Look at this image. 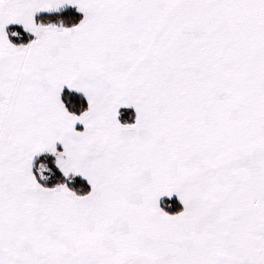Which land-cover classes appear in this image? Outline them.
Listing matches in <instances>:
<instances>
[{
	"label": "snow or ice",
	"instance_id": "obj_1",
	"mask_svg": "<svg viewBox=\"0 0 264 264\" xmlns=\"http://www.w3.org/2000/svg\"><path fill=\"white\" fill-rule=\"evenodd\" d=\"M0 264H264V0H0Z\"/></svg>",
	"mask_w": 264,
	"mask_h": 264
}]
</instances>
